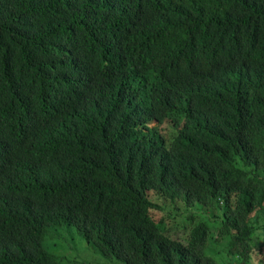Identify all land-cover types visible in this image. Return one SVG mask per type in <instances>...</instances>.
I'll return each instance as SVG.
<instances>
[{"label":"trees","instance_id":"obj_1","mask_svg":"<svg viewBox=\"0 0 264 264\" xmlns=\"http://www.w3.org/2000/svg\"><path fill=\"white\" fill-rule=\"evenodd\" d=\"M9 162L0 264L73 226L124 264H264V0H0ZM153 191L219 214L172 239Z\"/></svg>","mask_w":264,"mask_h":264},{"label":"rangeland","instance_id":"obj_2","mask_svg":"<svg viewBox=\"0 0 264 264\" xmlns=\"http://www.w3.org/2000/svg\"><path fill=\"white\" fill-rule=\"evenodd\" d=\"M160 130L170 140L176 136V131L170 123L161 126ZM149 196L151 201L159 207V209L151 211L152 218L158 223L163 221L164 227L168 228L167 235L170 238L185 243L188 242L190 232L197 222L208 219L209 215L213 213L219 214L216 209L200 211L196 207L197 205L187 208L182 199L171 200L155 191L151 192ZM77 229L73 226L49 231L44 242V249L54 255L59 264H124L117 259L102 256ZM211 250L216 255L221 252V248L215 244L211 245Z\"/></svg>","mask_w":264,"mask_h":264},{"label":"clouds","instance_id":"obj_3","mask_svg":"<svg viewBox=\"0 0 264 264\" xmlns=\"http://www.w3.org/2000/svg\"><path fill=\"white\" fill-rule=\"evenodd\" d=\"M160 73H162V72L158 71V74H160ZM148 76L149 77H153L152 73H150ZM168 123H170V122H168ZM153 127H159L160 128L161 126H159L157 124V126L153 125ZM5 149L10 155L18 154V151L20 149V142L19 141H12L8 145L5 146ZM17 170L18 169H11L10 168V162L9 163H5V164H0V171H17Z\"/></svg>","mask_w":264,"mask_h":264}]
</instances>
